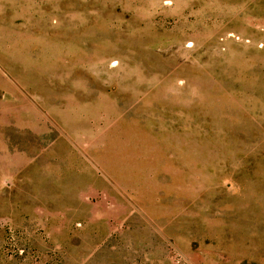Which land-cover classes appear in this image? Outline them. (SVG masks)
I'll use <instances>...</instances> for the list:
<instances>
[{
  "label": "rangeland",
  "instance_id": "rangeland-1",
  "mask_svg": "<svg viewBox=\"0 0 264 264\" xmlns=\"http://www.w3.org/2000/svg\"><path fill=\"white\" fill-rule=\"evenodd\" d=\"M0 264H264V0H0Z\"/></svg>",
  "mask_w": 264,
  "mask_h": 264
}]
</instances>
